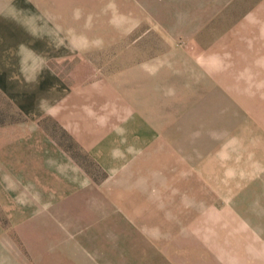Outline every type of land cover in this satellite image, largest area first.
I'll use <instances>...</instances> for the list:
<instances>
[{
	"label": "rangeland",
	"instance_id": "1",
	"mask_svg": "<svg viewBox=\"0 0 264 264\" xmlns=\"http://www.w3.org/2000/svg\"><path fill=\"white\" fill-rule=\"evenodd\" d=\"M20 47L103 134L49 120L77 173L0 170V264H264V0H0Z\"/></svg>",
	"mask_w": 264,
	"mask_h": 264
},
{
	"label": "crops",
	"instance_id": "2",
	"mask_svg": "<svg viewBox=\"0 0 264 264\" xmlns=\"http://www.w3.org/2000/svg\"><path fill=\"white\" fill-rule=\"evenodd\" d=\"M48 70L47 52L22 47L12 53L0 50V92L24 117L0 125V170L40 171L56 164L77 173V162L48 132L49 120L88 152L99 155L103 130L92 121L97 115L95 106L80 103V93L71 91ZM105 107L103 103V111ZM99 115L100 121L105 119L102 112Z\"/></svg>",
	"mask_w": 264,
	"mask_h": 264
}]
</instances>
